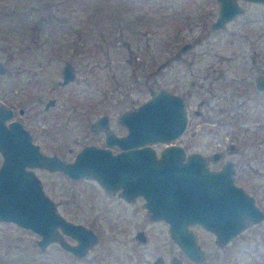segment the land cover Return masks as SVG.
Listing matches in <instances>:
<instances>
[{
    "label": "rangeland",
    "instance_id": "374dc122",
    "mask_svg": "<svg viewBox=\"0 0 264 264\" xmlns=\"http://www.w3.org/2000/svg\"><path fill=\"white\" fill-rule=\"evenodd\" d=\"M215 13L209 0H0V60L6 66L0 100L25 105L42 132L49 127L42 116L62 119L57 116L71 107L63 96H77L75 115L60 126L73 133L82 129L81 118L136 105L149 96L148 85L163 86L191 106L181 140L209 152L220 89L248 102L251 126L264 121V92L243 85L264 73V4L246 2L244 11L221 27L210 24ZM253 49L259 51L254 64ZM66 59L75 75L60 85ZM54 95L56 105L43 112L44 100ZM43 175L45 190L65 197L59 208L67 217L93 224L94 248L81 258L56 242L40 248L36 230L0 220V264H152L157 253L166 257L171 251L185 264H264V218L222 243L199 229L205 258L192 261L170 241L166 222L149 218L143 207L135 219L122 215L119 220L117 212L106 209L108 197L88 180L69 182L50 171ZM258 200L264 208V196ZM137 227L145 239L134 235Z\"/></svg>",
    "mask_w": 264,
    "mask_h": 264
},
{
    "label": "water",
    "instance_id": "95a60500",
    "mask_svg": "<svg viewBox=\"0 0 264 264\" xmlns=\"http://www.w3.org/2000/svg\"><path fill=\"white\" fill-rule=\"evenodd\" d=\"M240 10L234 3L221 1L211 26H221ZM186 45L188 42L182 46ZM5 69V64L0 60V72ZM74 75L71 62L65 60L60 82H66ZM256 86L264 87V75L256 78ZM147 88V98L118 114V120L127 126L125 137H139L141 143L174 139L187 125L188 112L183 95L163 86L148 85ZM50 101L52 99L45 104ZM7 116L9 108L0 105V152L3 155L0 162V219H13L35 229L39 233L36 242L41 248L51 240H58L65 248L81 255L97 239V234L84 223L68 219L58 212L35 175L28 176L24 172L22 181L13 180L15 176L9 171L11 154L20 153L23 163L59 168L73 177H94L109 191L122 185L121 192L125 195L142 194L149 216L169 222L170 234L192 260H201L204 252L197 242L194 229L188 224H201L215 233L216 241L222 242L263 217L262 209L241 185L230 180L225 182L228 178L227 168L224 166L218 171L210 167L201 151H191L186 160L181 161L180 156L174 154L178 143H170L162 148L158 157L152 151L143 149L142 161L136 165V181H130L128 173L123 174L118 168L116 170L120 173L116 171V180L110 176L114 167L107 163L104 148L86 144L75 153L72 160L65 161L55 154L38 151L28 133L23 145H19L16 136L21 127L13 124V129L9 128V124L3 122ZM105 121L104 114L99 115L92 122V127L102 126L106 129ZM58 227L60 232L73 236L77 241L71 243L61 238ZM137 235L145 238L141 230ZM159 261L160 256L157 255L153 262ZM172 264H181L176 255L172 258Z\"/></svg>",
    "mask_w": 264,
    "mask_h": 264
},
{
    "label": "flooded vegetation",
    "instance_id": "af4514ba",
    "mask_svg": "<svg viewBox=\"0 0 264 264\" xmlns=\"http://www.w3.org/2000/svg\"><path fill=\"white\" fill-rule=\"evenodd\" d=\"M209 1L211 2V5L215 7L216 9L215 16L218 14L221 1H226L228 3H234L235 5L239 6L241 10L238 13L244 11L245 3L248 1L253 2V3H258V4H264V0H209ZM238 13H236L231 18L225 20V22L222 25H225L227 21L234 18ZM211 20H210V24H211ZM221 26H218V27H221ZM176 54H177V51H176ZM258 54H259V51H257L256 49L252 50L250 54L251 56L250 60L252 64L255 63L256 61L255 57ZM259 75H264V73L258 72L255 75L254 80L252 81L244 80L245 82L243 81L244 82L243 85H246V82L247 84L248 83L252 85L254 84L256 88L255 92H258V93L264 92V87L256 86V78ZM61 77H62V66H61ZM72 78H70L66 82H60L61 80L60 78L58 79V83L60 85H65L69 83ZM49 99H52V101H50L48 104H45L46 101H48ZM62 99L66 101L67 103H69L71 107L67 108L68 110L66 111V113L64 114L61 113L57 116V117L60 116L62 119L59 118L58 120H55V118L54 119H51L49 117L47 118L46 115L42 116V120L45 121L47 124H49V127L42 129V132L36 131V128L38 125L35 123L34 119L30 117L28 108H26L25 105H23L20 102H15L12 100L9 102H6L4 100H0V105L6 106L7 108H9V116L4 118L3 122L6 125L9 124V128H12V129H13V126H12L13 124L20 125L21 129L18 135L16 136V140H19V145H23L25 135H27L26 133H28L29 139L34 144H36L35 146L38 151L45 153V154H55L65 161L72 160L74 158L75 153L83 145L93 144L95 146L102 147L104 148V151H105V157L107 158V161H108L107 163L114 167V169L111 170L110 176L113 179H116V173L118 172L117 174H119L120 173L119 171L121 170L123 174L128 173L130 181H133V182L136 181V176H135L136 165L138 163H141L142 161V150L143 149L144 151H148V150L152 151V153H154V155L158 157L160 155V151L162 148L166 147L170 143H178V145L176 146V150L174 151V154L180 156V158L182 159L181 161L186 160L187 154L189 152L194 151V150L201 151L207 157L208 164L210 167L218 171H220L224 166L227 168L228 178L225 179V182L228 183L230 180L231 183L241 185L243 189L253 197L254 202L262 209L263 211L262 218H264V208L262 207L261 203L258 200L260 198H263L264 196V121L260 119L257 121L256 125L251 126V124L248 122V118L246 115L247 113L246 109L248 107V102L245 99H238V100L234 99L233 94H231L230 91L224 92L222 89H220V91L217 93L216 103H215V111H216L215 114L216 115H215V120H214L215 130H216L215 135H214L215 141H214V148L211 149L209 152L196 148V147H188L187 144H185L181 140L182 136H184V134L187 132V126H188L189 119H190L189 110L191 106L189 103L185 102L186 103L185 106L188 112L187 125L177 137H175L172 140H167V141L141 143V140L139 137H134L131 139L126 138L125 135L127 133V126L125 125V123L118 120V114L122 110L133 107L134 105L122 108L120 110H117L116 112H109L108 110H105V111L98 113L95 117H92L87 120H84L83 118H81L79 121V126L82 129L79 132L75 131L72 133V132H68L69 131L68 129H63L60 126L62 124L64 125L67 124V121L69 120L68 119L69 115H75L74 114L76 113L75 107H77L78 99H77V96H70V95L63 96ZM56 101H57V96L55 97V95L47 97L43 102L42 111L45 112L50 107L56 105L55 103ZM193 111L199 112V109L193 108ZM102 114H104L105 116L106 129L102 128V126H100L99 128H93L92 122L99 115H102ZM48 119L54 120V121L48 122L50 121ZM37 121L40 122V125H41L40 118H38ZM192 133L190 134L192 135ZM2 157L3 155L0 152V162L2 160ZM10 158L12 160V163L9 167V171L12 173L13 176H15V178H12V179L18 182L22 181L23 180L22 174L24 172H26L28 176L29 174L35 175L37 177L39 184L43 188L44 192L53 200L55 209L68 219H71V218L67 217L59 208L60 204L64 203L65 197L62 196L60 199L59 197L45 190V187H44L45 180H44L43 174L46 171L56 172L69 182H76L79 180H88L93 188L98 189L100 193L108 197L107 203H105L106 209L108 211L117 212L119 220H120V216L122 215H124L127 218L130 216H133L135 219V216L137 215V213L141 212L142 207L144 209V212L148 215V217L151 218L149 216V210L144 204V196L140 193H132V194L125 195L121 192L123 188L122 185H118L117 187L114 186L115 188L109 191L103 185H101L94 177H89V176L73 177L67 172L59 168H49L48 166L41 165L38 163H35V164H31L29 162L23 163L22 162L23 156L20 153L11 154ZM13 163H16L17 165H14ZM117 168L119 169V171L116 170ZM255 177H258L259 179L257 180L255 179ZM119 180L120 178H118V181ZM220 186H221V183H220ZM231 194L232 193H230V196H232ZM75 198L76 197L73 196V199H71V202H70L72 208H76V205H77V202L74 201ZM93 202L95 204V201ZM70 203L67 202V204L69 205ZM151 219H155V218H151ZM156 219H160L166 222L170 241L172 243H175L176 246L179 249H181L180 245L175 241V239L172 237V235L169 232V222L163 218H156ZM0 220H5V219H0ZM7 221L23 229L35 230L31 228L30 226H24L13 219H9ZM257 221H254L246 225L242 229L256 224ZM87 226L91 227L92 229L94 227L93 224L92 226L90 225H87ZM188 226L194 229L197 242L202 249H203V245H202L203 241L201 240L199 236V231H198L199 229H204L210 232L213 236L212 238L217 243L228 241L232 235L242 230L240 229L239 231L232 234L226 241L218 242L215 239V233L212 230L202 226L201 224L194 223V224H188ZM58 229L60 232L59 227ZM139 230L143 231L141 227H137L134 232V235L137 236L138 238H140L137 235V232ZM93 231L96 232L97 238H98L97 231L94 229ZM68 235L67 233H64V232H60L59 234L61 238H65L71 243H74L77 241L73 236H72L73 239H68L67 238ZM143 235L145 237L144 232H143ZM36 239L37 237L35 238V241ZM50 242L58 243V245H60L62 249L72 254L74 258H81V257L86 256L88 252H92V249L94 248V244L96 243V240L92 242L86 248L85 252L81 255L75 254L71 250L65 248L63 245L59 243L58 240H51L48 243ZM203 252H204V249H203ZM90 254L92 253H89V255ZM157 255L160 256V261L158 263H154L153 260L155 259ZM174 255H176L180 259L181 264H185L182 257L173 251H171L170 254L167 255L166 257H163L160 253H157L152 259V264H172V258ZM203 258H205V252H204ZM92 259L103 260L102 257H97L94 255L92 256ZM192 261H199V260H192Z\"/></svg>",
    "mask_w": 264,
    "mask_h": 264
}]
</instances>
